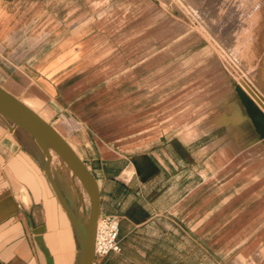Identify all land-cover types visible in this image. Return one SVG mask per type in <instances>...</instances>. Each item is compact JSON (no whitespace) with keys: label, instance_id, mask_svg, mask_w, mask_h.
I'll use <instances>...</instances> for the list:
<instances>
[{"label":"crops","instance_id":"1","mask_svg":"<svg viewBox=\"0 0 264 264\" xmlns=\"http://www.w3.org/2000/svg\"><path fill=\"white\" fill-rule=\"evenodd\" d=\"M49 2L0 0V86L54 126L97 179L101 216L119 217L123 249L105 264H264V139L239 100V84L213 88L188 123L183 112L145 110L129 112L134 121L115 130V106L110 114L90 107L132 83V72L149 70L130 58L125 67V53L117 52L101 68L115 72L111 81L71 108L78 120L63 110L79 84L62 92L48 75L58 53L50 40L38 45L33 26ZM94 112L102 118L92 122ZM41 229L54 263L76 264L65 210L36 158L0 121V264H46Z\"/></svg>","mask_w":264,"mask_h":264},{"label":"rangeland","instance_id":"2","mask_svg":"<svg viewBox=\"0 0 264 264\" xmlns=\"http://www.w3.org/2000/svg\"><path fill=\"white\" fill-rule=\"evenodd\" d=\"M33 26L41 36L38 45L50 40L58 53L56 70L48 75L62 92L79 84L77 98L63 110L78 120L71 108L111 81L115 72L101 68L117 52L125 53V67L130 58L136 67L146 62L149 70L132 72V83L90 107L115 106V130L134 121L129 112L145 110L183 112L188 123L192 107L204 104L223 81L239 84L264 110V0H50ZM129 48L137 53L128 55ZM95 112L89 114L92 122L102 118ZM53 166L72 174L56 154Z\"/></svg>","mask_w":264,"mask_h":264},{"label":"water","instance_id":"3","mask_svg":"<svg viewBox=\"0 0 264 264\" xmlns=\"http://www.w3.org/2000/svg\"><path fill=\"white\" fill-rule=\"evenodd\" d=\"M236 93L256 132L264 139V112L240 86L236 87ZM0 121L36 158L65 210L78 241L76 264H94L96 229L101 216V194L94 174L54 126L1 86ZM53 154L71 171V176L53 169ZM76 179L89 199V209L85 194L75 186ZM44 231L36 232L37 242L46 264H55L43 237Z\"/></svg>","mask_w":264,"mask_h":264},{"label":"built area","instance_id":"4","mask_svg":"<svg viewBox=\"0 0 264 264\" xmlns=\"http://www.w3.org/2000/svg\"><path fill=\"white\" fill-rule=\"evenodd\" d=\"M120 219L117 216H100L96 229L95 263L105 264L111 254H121Z\"/></svg>","mask_w":264,"mask_h":264},{"label":"bare ground","instance_id":"5","mask_svg":"<svg viewBox=\"0 0 264 264\" xmlns=\"http://www.w3.org/2000/svg\"><path fill=\"white\" fill-rule=\"evenodd\" d=\"M249 96V95H248ZM251 97V96H250ZM252 98V97H251ZM253 99V98H252ZM253 101L255 102V104L264 112V110L256 103V101L253 99Z\"/></svg>","mask_w":264,"mask_h":264}]
</instances>
